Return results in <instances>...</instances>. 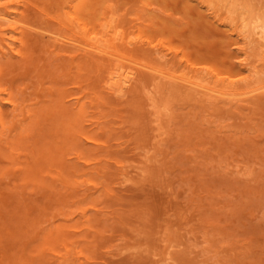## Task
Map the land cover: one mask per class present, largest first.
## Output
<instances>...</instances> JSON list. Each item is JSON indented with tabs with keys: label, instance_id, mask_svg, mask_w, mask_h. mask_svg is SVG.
I'll list each match as a JSON object with an SVG mask.
<instances>
[{
	"label": "rangeland",
	"instance_id": "obj_1",
	"mask_svg": "<svg viewBox=\"0 0 264 264\" xmlns=\"http://www.w3.org/2000/svg\"><path fill=\"white\" fill-rule=\"evenodd\" d=\"M9 2L38 32L21 26L12 54L0 38V264H264V96L210 103L141 73L120 100L108 60L47 32L95 37L115 17L222 87L264 62L227 24L264 0Z\"/></svg>",
	"mask_w": 264,
	"mask_h": 264
},
{
	"label": "bare ground",
	"instance_id": "obj_2",
	"mask_svg": "<svg viewBox=\"0 0 264 264\" xmlns=\"http://www.w3.org/2000/svg\"><path fill=\"white\" fill-rule=\"evenodd\" d=\"M227 1L231 2V0H224L223 3ZM0 2L13 4L10 3L9 0H0ZM15 6L17 5L15 4ZM72 6L73 5H71V8ZM232 6L236 10L239 8L238 6H240V4L235 3L234 1ZM74 7L75 6H73V9ZM246 7V5L245 7H242L243 17H241L239 23L234 21V19L230 20L227 24L234 28L233 32L239 40L238 43L242 41L246 50L252 49L253 47L255 48V44H257L258 47L261 48V58L264 61V10L259 12V10L253 11L252 8L249 9L250 6L248 8ZM21 26L22 28L23 26L24 28L27 26L26 28L31 27L30 29H32V26H29L21 20L18 11H10L7 6L4 5L3 7H0V38L5 40V42L9 41L6 46L8 47V52L10 54L14 51L16 42L13 37L15 38V34H18L17 32L20 33ZM34 28L35 27L32 29L33 31L35 30ZM37 29L39 30V28ZM39 31L43 33L44 30L40 29ZM44 32L46 34V31ZM47 32H50L52 36H55V41H57V43H62L61 45L67 47L68 50H76L77 52H81L82 55L89 57L102 56L103 59H106V61L108 60V62L111 63L109 64L111 66H109V73L106 78L108 90L120 100L126 99L130 91L134 89L141 73H147L150 77L149 79L153 82L158 81L164 83V86L170 88V93L171 90L177 92V94L178 91L180 94L184 93L186 95L195 93L203 95V97L209 102L225 100L228 104H236L239 106V102L241 104L243 102L244 104V102L248 103L247 101L251 99L264 96V74H262V70L258 68L261 64L256 65V62L248 58L249 56H247V52H245L247 57L244 60V69L240 70L238 73L239 75L244 73L246 76L241 78L238 83H224V86L222 85V87H220L216 81H210V79H212L210 75H204L197 71H186L185 69L179 71L181 68L175 70L176 66H174L175 64H173L172 60V63L170 62V59L168 58L169 55L164 53V51L162 52L160 49L150 50L146 48L145 43L138 42L140 39L137 41L131 37L129 38L130 34L122 30L120 23L115 17L102 23L98 27L95 37L90 35V31L81 34L78 33L75 38L74 36L72 37V35L64 36L48 30ZM46 35H48V33ZM140 52L144 55L143 57L146 58L144 60L146 63L143 64V66L139 64L140 68H137L139 66L137 64H135L134 67L141 69V71L130 67V65H125L131 60L127 58ZM124 62L126 63L124 64ZM263 63L264 62H262V65L264 66ZM169 64H172L175 69L173 70ZM262 65L260 67H263ZM233 68L234 66H230L229 70H232Z\"/></svg>",
	"mask_w": 264,
	"mask_h": 264
}]
</instances>
